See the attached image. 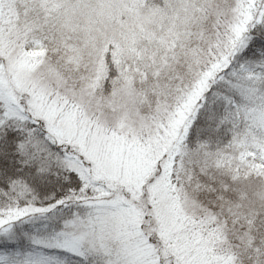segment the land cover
<instances>
[{
  "label": "snow or ice",
  "instance_id": "snow-or-ice-1",
  "mask_svg": "<svg viewBox=\"0 0 264 264\" xmlns=\"http://www.w3.org/2000/svg\"><path fill=\"white\" fill-rule=\"evenodd\" d=\"M0 264H264V0H0Z\"/></svg>",
  "mask_w": 264,
  "mask_h": 264
}]
</instances>
